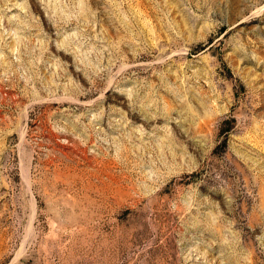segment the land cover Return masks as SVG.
<instances>
[{
  "label": "rangeland",
  "instance_id": "rangeland-1",
  "mask_svg": "<svg viewBox=\"0 0 264 264\" xmlns=\"http://www.w3.org/2000/svg\"><path fill=\"white\" fill-rule=\"evenodd\" d=\"M0 264H264V0H0Z\"/></svg>",
  "mask_w": 264,
  "mask_h": 264
}]
</instances>
